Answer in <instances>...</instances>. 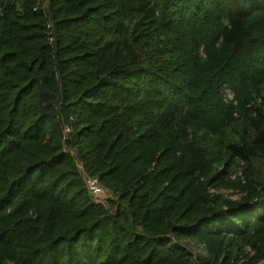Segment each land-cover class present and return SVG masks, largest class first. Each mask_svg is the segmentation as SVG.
<instances>
[{
  "label": "trees",
  "instance_id": "obj_1",
  "mask_svg": "<svg viewBox=\"0 0 264 264\" xmlns=\"http://www.w3.org/2000/svg\"><path fill=\"white\" fill-rule=\"evenodd\" d=\"M0 264H264V0H0Z\"/></svg>",
  "mask_w": 264,
  "mask_h": 264
},
{
  "label": "built area",
  "instance_id": "obj_2",
  "mask_svg": "<svg viewBox=\"0 0 264 264\" xmlns=\"http://www.w3.org/2000/svg\"><path fill=\"white\" fill-rule=\"evenodd\" d=\"M224 95L225 97H227L228 99H232V93L230 90L226 89L224 90ZM88 188L90 190V192L92 193V195L96 198L98 197L101 193H102V188L99 187L96 183L95 180L93 181H89L88 183Z\"/></svg>",
  "mask_w": 264,
  "mask_h": 264
}]
</instances>
